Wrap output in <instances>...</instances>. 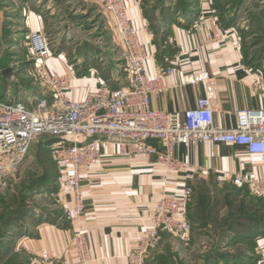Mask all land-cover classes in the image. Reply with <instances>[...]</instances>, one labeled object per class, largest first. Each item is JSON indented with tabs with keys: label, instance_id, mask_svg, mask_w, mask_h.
<instances>
[{
	"label": "crops",
	"instance_id": "obj_1",
	"mask_svg": "<svg viewBox=\"0 0 264 264\" xmlns=\"http://www.w3.org/2000/svg\"><path fill=\"white\" fill-rule=\"evenodd\" d=\"M11 1L7 7L8 26L16 28V32L21 31L28 37L30 31H41L46 36L53 31L74 43L77 53L71 60L65 44L61 49L50 45L52 56L47 61L50 70L69 77L72 100L85 99L89 91L102 84L117 89L129 83L126 51L101 1ZM176 3L177 0H125L132 23L140 29L148 55L147 75L154 78L170 67L177 70L176 74L164 77L163 90L153 97L152 107L168 112L194 108L198 99L204 96L205 86L201 82L187 83L184 75L206 70L216 86L220 102L215 110V121L219 126L234 127L237 113L243 108L264 109V69H253L244 58L242 37L237 29L224 27L215 12L203 11L208 2L199 0L195 2L196 6L192 4L196 11L190 16L187 11L177 8ZM78 12L101 16L100 20L112 30L113 37L104 31L87 42L86 32L93 31L82 29L84 19L75 17ZM22 62H26L25 65ZM15 63L23 66L16 69L11 64L6 67L13 69L10 77H6L8 82L31 78V85L24 89L26 98L42 95L33 76L34 55L28 61ZM24 67L26 72L22 70ZM5 91L0 96L7 98L10 88ZM175 152L181 161L189 164L195 180L185 179L182 173L166 176L165 168L155 155H123L114 143L102 148L100 162L90 171L93 182L83 183L86 206L83 226L89 233L91 264H128V253L135 248L144 229L152 226L154 206L164 196L178 195L188 184L214 185L219 192L226 188L225 185L236 184L233 178L237 173L248 177L264 176V154H250L244 146L191 141L177 144ZM236 185L250 191L248 185ZM252 195L250 193V197ZM61 204L62 208L56 209L51 218L40 219L34 226L30 224L20 238V250L26 254L27 261L29 258L36 264L76 262L75 250L70 245L72 225L64 214L66 205ZM197 206L198 203L192 200L190 220L201 228L198 223L203 224L206 219L203 221L194 215ZM256 242L260 254L253 264H264V234L259 235ZM161 248L159 246L155 254L162 252Z\"/></svg>",
	"mask_w": 264,
	"mask_h": 264
},
{
	"label": "built area",
	"instance_id": "obj_2",
	"mask_svg": "<svg viewBox=\"0 0 264 264\" xmlns=\"http://www.w3.org/2000/svg\"><path fill=\"white\" fill-rule=\"evenodd\" d=\"M99 1L111 16L126 51L128 84L117 89L102 84L89 91L85 99L72 100L69 77L48 67L52 56L48 37L41 31H30L27 41L35 59L33 76L43 94H34L27 100L0 96V188L18 174L36 140L42 136L57 139L50 148L59 165V200L66 205L64 214L73 229L70 245L76 262L71 264H91L93 260L89 233L83 226V183L93 182L90 171L100 162L106 144L114 143L123 155H155L166 176L182 173L191 181L195 173L176 156L179 143L234 144L244 146L250 154H264V109L243 108L237 113L234 127L219 126L215 110L220 102L206 70L184 75L187 83L201 82L205 86V94L194 108L183 112L153 108V97L163 90L164 77L176 74V68L149 77L140 29L132 23L125 0ZM233 180L248 185L254 195L264 198V176L237 173ZM193 194L194 184H188L180 194L164 196L155 204L152 226L144 229L128 253V264H148L151 251L166 234L190 236Z\"/></svg>",
	"mask_w": 264,
	"mask_h": 264
},
{
	"label": "rangeland",
	"instance_id": "obj_3",
	"mask_svg": "<svg viewBox=\"0 0 264 264\" xmlns=\"http://www.w3.org/2000/svg\"><path fill=\"white\" fill-rule=\"evenodd\" d=\"M19 1L22 0H15L18 3ZM197 1L199 0H177L176 7L182 10V4L184 7L192 4L196 6ZM203 1L208 2L203 11L210 10L223 19L229 15L234 16L236 25L233 27L242 37V48H245L244 56L255 59L256 64L252 65L253 69L257 70L261 67L264 69V0ZM220 1H222L221 4H219ZM10 2L12 1L0 0V67L2 68L0 94L3 95L6 92L5 89L10 88L9 95L12 98L21 95L20 97L27 100V91L24 89L28 84L31 85L33 81L31 78L24 77L22 82H17L19 81L17 79L16 83L4 82L3 79L2 71L5 67L13 64L16 69L20 68L26 62H22L23 65L15 62L28 61L33 56L27 35L21 31L16 32V28L8 26L10 18H7L9 11L7 7L10 6ZM217 3L219 6L222 4L225 6L220 8L215 6ZM97 15H92L94 17L92 18L91 15L78 12L75 16L78 20L84 19L82 20L83 30L93 31L89 34L86 32L87 42L92 38H97L104 31L113 37L112 30L103 20H100L101 16ZM50 32L47 35L50 45L61 49L67 44L65 50L71 60L77 53V50H74V43L71 40H65L60 34L57 36L53 31ZM22 70L26 72L25 67ZM5 83L8 84L5 85ZM56 140L47 136L36 140L31 145L18 174L0 188V264H36L29 258L27 261L26 254L21 252L20 238L30 224L34 226L40 219L47 221L55 214L56 209L62 208L59 200L60 171L50 148V144ZM205 186L194 185L192 200L202 205L194 210L197 218L205 221L207 216L212 217V219H207L205 223L207 226L201 228L194 226L187 238L166 234L153 248L152 253L154 251V254H150L148 264H246L252 258L257 259L260 250L256 239L259 236L254 239V243H248L244 238L248 233L240 231L248 227L252 218L253 223L258 224V221L254 222L255 216L259 215L256 207H263L262 200L251 191L253 195L250 198L243 197V194L249 191L234 183L225 185L226 188L219 192L214 185ZM218 218L221 219V225ZM208 228L211 231L207 232ZM205 232L208 234L202 235ZM159 246L163 247L162 252L155 254Z\"/></svg>",
	"mask_w": 264,
	"mask_h": 264
},
{
	"label": "trees",
	"instance_id": "obj_4",
	"mask_svg": "<svg viewBox=\"0 0 264 264\" xmlns=\"http://www.w3.org/2000/svg\"><path fill=\"white\" fill-rule=\"evenodd\" d=\"M221 2L222 1H220V3L219 4H221ZM180 4H182V2H180ZM219 4L217 3L215 6H218V7H224L225 5H221V6H219ZM164 5V4H163ZM181 8H182V10L183 11H187L188 12V15L190 16V15H192L195 11H196V9H192V7L191 6H186L185 5V7L183 6V4H182V6H181ZM219 16V15H218ZM219 18V20H220V22H222V24H223V26L224 27H226V28H232V26H234V25H236V19L234 18V16H232V15H229L227 18H224L223 19V17H218ZM226 19V20H225ZM245 49V48H244ZM243 49V53H244V55H245V50ZM247 50H248V47H247V49H246V52H247ZM244 58H246V60H248V62H250L252 65H255L256 63H255V59H252L250 56H244ZM4 68V67H3ZM6 68V67H5ZM254 68V67H253ZM3 79H4V82H8L9 80L3 75ZM5 85H7V83H5ZM59 166V165H58ZM198 186H200V184H198ZM201 186H203V187H206L205 185H203V184H201ZM245 189H247L248 191H249V189L248 188H245ZM243 197H247V198H250V191L249 192H247V193H244L243 194ZM261 200H262V203H263V207H256V210L259 212V215L258 216H255V220H254V222H256V221H258V224H254L253 223V218H252V220H251V222L250 223H248V227H246V228H244L243 230H241L240 232H246V233H248V235H245L244 236V238L247 240L246 242H248V243H254V239L255 238H257L259 235H261V234H264V198H261V197H259ZM202 205H201V203H198V207H201ZM211 215H212V213H211ZM190 217H191V215H190ZM204 217V216H203ZM198 219H201V218H198ZM209 219H212V217H206V221L202 224V223H198L199 225H202V227L205 225V223L208 221ZM219 219V218H218ZM221 222V219H219V223ZM192 224H193V227L194 226H197V225H195L194 223H193V221H192ZM220 225H221V223H220ZM234 230H236L237 231V228L236 227H234ZM254 259L252 258L251 259V261L249 262V263H246V264H253L254 263ZM252 262V263H251Z\"/></svg>",
	"mask_w": 264,
	"mask_h": 264
},
{
	"label": "water",
	"instance_id": "obj_5",
	"mask_svg": "<svg viewBox=\"0 0 264 264\" xmlns=\"http://www.w3.org/2000/svg\"><path fill=\"white\" fill-rule=\"evenodd\" d=\"M13 71L11 67L3 69L2 73L5 77H10V73Z\"/></svg>",
	"mask_w": 264,
	"mask_h": 264
}]
</instances>
